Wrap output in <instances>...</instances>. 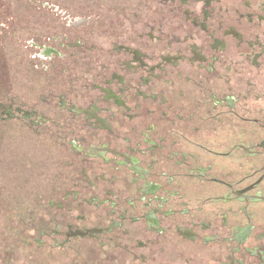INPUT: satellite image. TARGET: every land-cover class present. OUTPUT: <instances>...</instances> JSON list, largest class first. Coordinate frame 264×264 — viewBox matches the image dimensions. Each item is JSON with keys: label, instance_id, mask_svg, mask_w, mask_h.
I'll return each mask as SVG.
<instances>
[{"label": "flooded vegetation", "instance_id": "obj_1", "mask_svg": "<svg viewBox=\"0 0 264 264\" xmlns=\"http://www.w3.org/2000/svg\"><path fill=\"white\" fill-rule=\"evenodd\" d=\"M129 7L55 6L33 92L0 103L52 171L38 237L112 264H264V0Z\"/></svg>", "mask_w": 264, "mask_h": 264}, {"label": "rangeland", "instance_id": "obj_2", "mask_svg": "<svg viewBox=\"0 0 264 264\" xmlns=\"http://www.w3.org/2000/svg\"><path fill=\"white\" fill-rule=\"evenodd\" d=\"M135 1L0 0V103L18 104L20 92H33L32 69L37 61L31 46L37 34L61 28L55 23V6L74 18L92 13L115 21ZM10 132L5 134L0 123V264H112L111 257L102 258L96 242L78 241L60 250L38 237L39 212H46L36 202L47 201L52 171L32 153L37 151L34 138L18 136L12 128Z\"/></svg>", "mask_w": 264, "mask_h": 264}]
</instances>
